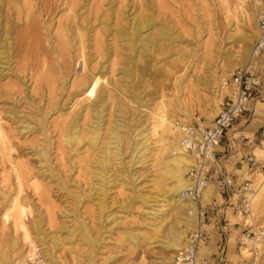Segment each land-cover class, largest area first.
Listing matches in <instances>:
<instances>
[{"label":"rangeland","instance_id":"rangeland-1","mask_svg":"<svg viewBox=\"0 0 264 264\" xmlns=\"http://www.w3.org/2000/svg\"><path fill=\"white\" fill-rule=\"evenodd\" d=\"M255 2L264 7V0H0V32L11 38L9 57L0 45L1 264H28L31 252L21 229L4 217L14 198L25 203L23 217L40 254L49 249L56 256L51 264H173L194 225L181 219H190L188 205L167 201L173 192L165 168L172 138L162 127L152 134L154 116L163 113L181 124L209 123L216 116L228 92L223 79L243 67L246 51L255 47ZM140 13L141 23L150 19L141 34L157 39L151 52L117 32H129ZM29 17L44 52L38 62L24 59L15 47ZM262 53L250 63L260 87L232 129L254 120L264 126ZM91 71L102 76L99 84L73 83ZM95 109L102 113L99 122ZM72 121L86 135L72 145L76 152L64 141ZM113 125L121 142L109 135ZM93 128L100 129L95 141L88 138ZM249 145L245 152L233 148L210 168L213 177L220 169L243 179L247 191L228 194L213 179L211 200L200 198L211 208L206 249L201 246L197 256L211 262L216 257L213 264H264V242L256 244L257 254L242 243L248 230L252 237L264 226V127ZM98 155L108 159L106 181L96 180ZM91 183H97L92 190ZM174 232L175 246L167 243Z\"/></svg>","mask_w":264,"mask_h":264},{"label":"built area","instance_id":"built-area-1","mask_svg":"<svg viewBox=\"0 0 264 264\" xmlns=\"http://www.w3.org/2000/svg\"><path fill=\"white\" fill-rule=\"evenodd\" d=\"M256 28L258 36L255 41V51H264V11L256 15ZM261 78L253 68L239 67L232 71L229 76L223 79V86L228 89L224 95L220 109L216 116L209 123L193 121L182 123L180 126L181 140L180 145L186 154L193 158V164L189 166L186 173L190 184L182 192L183 199L196 203L194 210L195 224L186 234L183 245L174 256L173 264H213L208 258H198V250L208 242V211L200 204L203 189L209 185L213 179L217 180L218 185L226 193H245L247 183L235 186L232 177L220 169L216 176L210 173V168L217 166V148L220 146L228 130L239 118L248 110L251 100L260 87ZM246 199L242 201V206ZM250 230L246 233L247 241L242 242L247 245L252 253H258V242H264V226L258 234L250 237ZM242 246H240L241 248ZM28 264H47L44 256L38 249L30 252Z\"/></svg>","mask_w":264,"mask_h":264},{"label":"bare ground","instance_id":"bare-ground-1","mask_svg":"<svg viewBox=\"0 0 264 264\" xmlns=\"http://www.w3.org/2000/svg\"><path fill=\"white\" fill-rule=\"evenodd\" d=\"M40 1H42V0H40ZM242 1L243 0H241V2ZM256 1H258V0H256ZM28 2H29V0H22V3L24 5L28 4ZM254 4L256 5V8L259 10V12L264 11V7H262V3L255 2ZM42 6H43V4H41L38 8L40 10H43L44 8ZM258 10H257V12H258ZM144 17H146V16H143V18ZM26 20L28 21V23H26L27 29L23 32L17 33L15 40H16V44L18 47L17 46H15V47L18 48L17 53H19V55L23 56L24 59L30 58L31 61H33V62L37 61L38 62V60L42 56V53L44 55V52H43V50H41V47L39 45V39H38V35H37V33H39L38 28H37L36 22H34L32 17L26 18ZM131 20H132L131 23H129V26L131 27L129 32L126 31V29H124L123 27L117 28V32L120 34V37H123V35H124V37L127 38V40L129 41L130 44L136 45L135 48L136 47L138 49L142 48L143 51L148 50L151 52L152 51V45L155 43V41H157V39L155 37H151L150 35L144 36L141 34V30L143 29L145 24L149 22L150 19L146 17L144 19L145 23H141V13H140L139 15L135 16ZM59 32H60V35H59L60 38L61 39L64 38L65 33L63 31H59ZM166 35H167V33L164 30H162L159 38H161V39L166 38ZM129 43H127V44L125 43L127 48H129ZM0 45H1V47H4V50L2 51L4 53V55L9 57V51H7V47L10 48L9 46L11 45V38L10 37L2 38L1 32H0ZM254 46H255V44H254ZM130 47H131V45H130ZM131 48H133V47H131ZM135 48H133V49H135ZM262 52H264V51H262ZM260 53H261V51L260 52L255 51V47L251 50L246 51V57L242 60L241 65L243 67L251 68L250 63H252L256 59V57L259 56ZM7 60H10V59L7 58ZM41 62L43 64H45L46 60L44 58H42ZM144 65H145V63H144ZM100 80H102V76L100 74H98L97 72L91 71L90 75H87V76L81 75V76L77 77L73 83H76V85L79 86L81 84H84L85 82L89 83V84L92 82L93 86H96L97 84L100 83ZM92 113L94 114L95 120L97 122H99V120L102 118L101 111L95 109ZM188 118L186 119V121L190 120V119L188 120ZM74 120L76 121L77 119H74ZM73 121L70 124L69 131L65 134L66 137H65L64 141H66L68 144H70L71 152L72 151L76 152V150L78 148L76 149V146L72 147V145L81 143L83 141L84 137H86V135L80 134V131L75 128L76 125L74 126V124L76 122H73ZM205 123L207 124L208 122H205ZM180 126H181V123H172V122L168 121L166 116H164L162 113V115L159 114V116H156V118L154 116V121H153V124L151 127H152V134L153 135H155L159 131V128H161V127L171 135L172 139H170V144L168 147V152L171 155H170V157H168V159L170 160V163L172 165L168 164V162H167L165 164V168H166L167 173H169L170 176H172V178H173L172 184L170 185V191H173L174 193L173 192L171 193L172 197L167 199V201H170L172 204H179L180 206H187L188 205L187 210H184V213H186L188 218H190V219H185L184 216H181L182 217L181 219H183V221H185L183 223H188L189 225H191L193 227V225L195 224V219H193L194 218V210L197 207V204L189 202V201L183 199V197H182L183 189L187 188L188 185L190 184L187 176L185 178L183 174L187 173L189 166L191 164H193V158L191 156H189L188 154H186V152L184 151V148L180 145V140H181ZM108 130H110L109 135L112 139L114 138V140L116 139L117 141L120 139L118 136H116L117 135L116 133H118L117 126L113 125ZM99 131H100V129L99 130H97L95 128L91 129L89 132L88 138H91L92 141H95L97 138H99ZM0 135H2V134H0ZM109 143L110 142L108 140V142H106L103 145V147L105 148V149L103 148L104 149L103 153L108 152V144ZM117 144H118V142H117ZM136 147L137 146H135L134 148L136 149ZM91 154H92V152H91ZM159 157H161V156L159 155ZM93 160H94L93 163L95 162V165L97 167L96 169H99L98 172L97 171L94 172V173H99V177L96 180L106 181L107 177L109 176L108 171H107L108 170V167H107L108 159L106 158V155L105 156L98 155L95 157V159L93 158ZM85 167L88 168V163L86 164V166H84V168ZM84 168L82 167V170H84ZM88 172L89 171L87 170L86 173H88ZM87 181L89 182L90 180H87ZM97 183L99 184V182H97ZM97 183H91L90 185L88 184L90 190H92L95 186H97ZM100 184H103V183H100ZM106 184H107V182L105 183V185ZM212 191H213V186L211 184L207 185L202 191L203 195L201 194V200L211 199V197H209V196H211L213 194ZM24 204L20 203L17 198H14L11 201L9 207L6 208V212H5L6 215L4 217L7 219L11 218L13 220V225L15 226V227L13 226L15 228L14 230L21 229L22 235H23L22 237L24 238V241H27L29 246H30L29 251L36 252L37 248H36L35 242L33 241V238L30 234V231L28 230V227L25 223V219L23 217V211L26 209V206ZM179 224H180V226L182 225L180 220H179ZM178 228H180V227H178ZM36 230H39V229L36 228ZM175 233L176 232L172 233V235L168 239L167 243L169 245L175 246V244L177 243L176 240L178 237L174 236ZM179 233L181 235V239H183V237L185 235V228H181V230H179ZM175 237H177V238H175ZM41 238H42V236H41ZM129 238H132V237L129 236ZM41 244L43 245L44 242H41ZM202 248L206 249L205 246H203ZM55 257L56 256L49 249L45 250L44 258L47 260V264H51V260L53 258L55 259ZM3 258L4 257L2 256L0 261H5L6 257H5V259H3ZM7 259H8V257H7ZM20 264H25V262L21 261Z\"/></svg>","mask_w":264,"mask_h":264},{"label":"crops","instance_id":"crops-1","mask_svg":"<svg viewBox=\"0 0 264 264\" xmlns=\"http://www.w3.org/2000/svg\"><path fill=\"white\" fill-rule=\"evenodd\" d=\"M261 59H264V53H262V56H261ZM241 123V121H240ZM239 125V123H238ZM238 127V126H237ZM261 127H264L262 126V122H257V121H252L251 123H249L243 130L242 129H239V128H231L228 130L226 136L223 138L224 141H222V145L220 144V146L217 148V164L219 163H222L223 160L225 159L226 156H229L231 150L233 148H239V147H242V149H244L243 152H245V149L246 148H249V144L251 143L252 141V137H254V135L256 134V132L258 130L261 129ZM249 133L250 135H247L246 133ZM245 145V146H244ZM247 146V147H246ZM256 151V148L253 150V153H255ZM226 152H229V153H226ZM246 155V154H245ZM242 159V158H240ZM251 160H254V157L251 156V157H248V161H251ZM243 161V160H241ZM247 161L246 164H248L249 162ZM254 163V162H252ZM245 168V167H244ZM240 171V170H238ZM232 177V176H231ZM233 181H234V184L235 186H238L239 184H241V182H243L244 180H239L237 177H232ZM213 182V181H212ZM212 198V195L209 196ZM211 199H204V200H201L202 203H204L205 201H210ZM216 202L213 201V204H215ZM205 208H207V210L209 208H211V204H208V206H204ZM208 216H209V210H208ZM206 246V245H205Z\"/></svg>","mask_w":264,"mask_h":264}]
</instances>
